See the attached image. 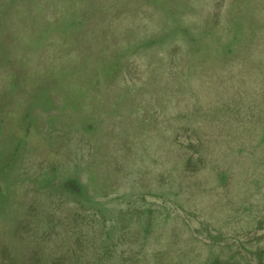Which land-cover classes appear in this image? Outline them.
Instances as JSON below:
<instances>
[{
	"label": "rangeland",
	"instance_id": "rangeland-1",
	"mask_svg": "<svg viewBox=\"0 0 264 264\" xmlns=\"http://www.w3.org/2000/svg\"><path fill=\"white\" fill-rule=\"evenodd\" d=\"M0 264H264V0H0Z\"/></svg>",
	"mask_w": 264,
	"mask_h": 264
}]
</instances>
